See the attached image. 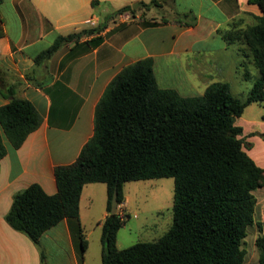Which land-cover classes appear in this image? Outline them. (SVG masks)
I'll return each instance as SVG.
<instances>
[{
	"label": "trees",
	"instance_id": "16d2710c",
	"mask_svg": "<svg viewBox=\"0 0 264 264\" xmlns=\"http://www.w3.org/2000/svg\"><path fill=\"white\" fill-rule=\"evenodd\" d=\"M161 3L152 0L142 6L148 11ZM248 3L262 13L253 25L238 28L233 22L218 32L227 46L243 44L259 73L245 100L236 98L226 82H215L190 98L161 89L151 58L124 67L98 101L93 135L77 159L54 168L56 193L47 195L38 184L29 185L14 195L6 223L39 247L47 230L64 219L78 220L84 185L102 183L108 214L102 222L101 264H243L244 240L257 202L253 192L264 188V169L246 152L243 129L235 124L250 104L264 109V0ZM126 12L136 11L124 6L107 20ZM179 16L177 22L185 26L196 24L189 13L182 14L185 21ZM104 28L101 24L57 36L36 56V64L49 60L63 45L99 35ZM91 40L96 45L101 38ZM41 123V115L27 100L12 98L0 107V159L7 153L3 138L18 149ZM167 177L174 180L171 227L156 241L119 249L117 233L126 218L119 211L110 214L114 192L121 205L124 183ZM257 224L256 264H264V231ZM78 239L83 255L87 240L81 228ZM40 264H45L42 251Z\"/></svg>",
	"mask_w": 264,
	"mask_h": 264
},
{
	"label": "crops",
	"instance_id": "0c3cea01",
	"mask_svg": "<svg viewBox=\"0 0 264 264\" xmlns=\"http://www.w3.org/2000/svg\"><path fill=\"white\" fill-rule=\"evenodd\" d=\"M206 1L204 9L205 0H167L162 5L171 10V18L153 16L157 24L143 26L139 15L132 18L128 12L119 16L127 14L130 21H100L93 12L96 6L99 8L98 0H0V107L12 98L24 99L42 117L39 128L18 149L3 138L7 153L0 159V264H40L42 244L63 264H87L89 241L86 238L87 248L81 255L78 231L85 230L88 217L102 230L108 214L105 184L104 199L103 189L98 187L102 183L84 185L78 220L64 219L47 230L39 247L6 223L13 197L31 184H38L47 195L56 193L54 168L77 159L93 135L98 101L124 67L151 58L158 86L185 98L200 96L209 85L221 82L213 80L210 68L194 63L209 60L206 43L212 39L219 38L222 49L228 48L219 31L233 22L238 28L253 25L262 13L248 0ZM211 8L218 16L207 14ZM177 11L189 13L196 24L177 22ZM88 19L95 20L96 25L104 24V30L99 35L84 36L77 43H67L49 60L36 64V56L57 36L90 28L84 23ZM95 37L101 38L96 45L91 42ZM95 192L101 194V202L99 214L92 216ZM126 205L124 196L118 211L125 212Z\"/></svg>",
	"mask_w": 264,
	"mask_h": 264
},
{
	"label": "rangeland",
	"instance_id": "374dc122",
	"mask_svg": "<svg viewBox=\"0 0 264 264\" xmlns=\"http://www.w3.org/2000/svg\"><path fill=\"white\" fill-rule=\"evenodd\" d=\"M167 0H162L165 4ZM152 0H98L99 8L96 6L93 10L94 14L100 21H105L112 16L118 9L124 6H130L136 12L132 15L135 18L139 15L141 25L150 24L154 19L161 17L171 18L173 15L167 6L159 8L150 6V10L146 11L143 4H151ZM7 5V4H5ZM204 9L207 8L205 0ZM85 8L88 9V4ZM142 11V13H138ZM179 11V10H178ZM177 11V14L179 13ZM145 12V13H144ZM207 14L218 16L214 8L206 10ZM180 14V13H179ZM116 20L130 21L131 16L123 17L116 16ZM107 21L111 24L112 19ZM179 18L184 19L182 14ZM190 18L192 16L190 15ZM190 18L188 20H190ZM90 27V26H89ZM206 55H210L209 60H198L194 63L196 66H204L210 68V74L215 81L226 82L230 86L232 94L240 99L245 100L248 96L253 81L259 77L257 69L254 67L252 57L246 47L241 43H235L228 46L227 49H222L219 38H215L206 43ZM197 59H199L197 57ZM264 109L256 103L247 106L243 114L235 119V124L242 127L244 142L246 144V152L255 160V162L264 169V121L262 116ZM102 187V198L106 196L105 185L98 184ZM123 192L126 199V211H122V216L126 218L124 226L119 230L118 247L121 249L128 248L138 242H153L158 240L172 225V206L174 194V180L171 177L158 178L150 180H140L126 182L123 185ZM253 194L256 197V208L254 214V223L248 228L247 237L244 240L243 248L246 252L245 261L243 264H256L258 253L255 245L257 236L259 235L258 224L260 223L264 231V188L257 189ZM94 211L92 216L99 214V203L101 202V194L95 192ZM119 206V205H118ZM89 218V217H88ZM86 219V228L83 235L89 241V249L86 256L87 264H101V229L97 228L96 222L91 218ZM42 249L45 256V264H63L58 255L52 251Z\"/></svg>",
	"mask_w": 264,
	"mask_h": 264
},
{
	"label": "water",
	"instance_id": "95a60500",
	"mask_svg": "<svg viewBox=\"0 0 264 264\" xmlns=\"http://www.w3.org/2000/svg\"><path fill=\"white\" fill-rule=\"evenodd\" d=\"M159 1V0H157ZM136 6L139 5H134L133 6V10L136 8ZM118 211V202H117V192L115 191L112 197V201H111V210H110V214H116Z\"/></svg>",
	"mask_w": 264,
	"mask_h": 264
},
{
	"label": "built area",
	"instance_id": "2783aa9c",
	"mask_svg": "<svg viewBox=\"0 0 264 264\" xmlns=\"http://www.w3.org/2000/svg\"><path fill=\"white\" fill-rule=\"evenodd\" d=\"M86 25L90 26V27H93L96 25V21L93 20V19H88L84 22ZM120 214L122 215V211H120Z\"/></svg>",
	"mask_w": 264,
	"mask_h": 264
}]
</instances>
